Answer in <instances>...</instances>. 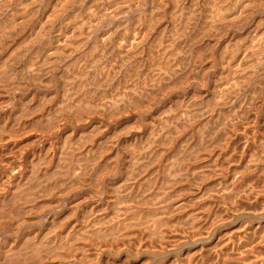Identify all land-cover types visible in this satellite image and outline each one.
Returning <instances> with one entry per match:
<instances>
[{
    "label": "bare ground",
    "instance_id": "obj_1",
    "mask_svg": "<svg viewBox=\"0 0 264 264\" xmlns=\"http://www.w3.org/2000/svg\"><path fill=\"white\" fill-rule=\"evenodd\" d=\"M248 19L254 22L250 20L242 38L239 37L240 35L239 39L235 38L232 32L231 35L225 34V31L231 27H242L243 22ZM18 37L22 38L24 44L19 45L21 39L18 40L19 43L16 42ZM185 47L187 51L195 49L198 58L201 52H205L206 55L209 52L208 57L213 58L211 60L213 62L207 67L210 69L215 64L218 66L219 71L217 69L215 79L212 78L214 91L211 92H214L215 96L211 94L210 97L216 98L212 97L216 103L212 102L219 109L216 110L215 104L213 106L206 100L210 107L214 108L205 114L204 111L208 108H201L203 104L200 107L199 103H193L199 105L197 108L191 104L192 108L186 109L185 112L183 110L184 117L180 115V118L183 117V121L188 123L186 128L181 122L182 119L179 121L177 114H174L180 113L179 109L177 112L174 109L175 112L169 114L164 108L165 112H159L157 115L167 113L166 116H161L157 123L148 126L152 129V134L149 131L147 133L152 136L149 141L150 137L146 135L149 142L145 146L139 145L143 140L139 129L135 128L137 132L126 134V140L124 139L123 142L128 145V149L122 146L126 149L123 156L126 158L123 163L126 183L122 180L124 184L121 182L123 185L117 187L114 196L106 191L113 197L112 199L115 198V204L117 201L115 207L111 204L113 209L111 213L104 205L106 201L103 203L102 199L93 201L92 198L95 196L91 198L93 202L86 206L87 210L81 212L82 219L77 221L73 213H70L74 209L71 207L68 208L72 210L67 212L72 214L75 221L68 220L65 215V218L60 217L58 212L46 216L43 210L36 211L40 204L34 209L35 212L34 204L31 207H23L22 211L18 208L21 205H16L31 203L27 201L32 200V196L41 198L38 193L44 196L51 188L52 190H55V187L60 188V192L67 189L69 193L73 185H88V181L99 174L100 169L107 168L104 165L100 168L99 160L102 153L98 155L97 152L98 148L103 149L108 147V143L109 145L112 143L106 141L111 136L108 135L109 133L105 135L108 136L107 139L103 140L108 142L106 146L101 143L100 146H92L93 143L91 146L80 145L78 151L74 143L77 139L67 142L70 140L67 137L70 136H66L64 137L66 141L63 140L58 144L49 143L47 148L44 146L45 148L39 151L33 150L29 165L16 167L13 157L11 161H7L8 159L7 162H4L5 159L1 161L3 164L0 163V211L3 210L2 213H5L4 209L6 211L16 209L17 213L20 210L26 217L24 223L34 226V230L38 233L32 234V231L20 233L19 229L15 228L16 224L15 226L10 224L11 232L0 238V264H264V175L258 174L259 170L264 172V137L260 135L263 137L261 139L258 136L262 140L258 143L262 148L256 154V150H252L254 147H251L255 145L252 133L246 130L253 121V115L250 113L254 112V110L248 111V108L254 105L257 119H261L264 131V80H261L264 74L261 75L262 77L258 75L259 71L260 74L264 71V0H0V155L3 150L14 147L18 142L12 134L18 124L17 120L20 119L19 116L30 113L28 110H35L36 102L32 105L33 108L29 109L27 104L29 101L26 98L38 99L36 109L44 101L53 99L55 101L53 112L55 116H61L59 119H66L63 117L72 114L77 121L92 120L91 131L88 129L90 127L87 128L89 133L97 134L96 130H100L101 133L106 127L101 128L104 123L101 126L98 124L101 123L100 121H93L95 116L105 117L106 120H126L134 116L130 115L139 106L143 108L141 105L148 100L146 99L148 96L162 90L175 91L173 85L179 86L180 84L176 85L177 81L189 76L184 75L185 71L188 70L187 73L193 78L196 75V78L204 77L201 73L202 65H190L187 62L192 58L188 57L190 53L187 54ZM6 54L8 55L5 56ZM259 54L263 56L260 57ZM205 67L203 69L209 70ZM54 73H58L59 77L56 78L62 79L63 85L62 82L56 83L58 87L59 85L62 87L52 86ZM182 74L184 77L181 76ZM254 75L260 80H257L258 82L255 80L258 84H255L253 89L258 85L263 89L261 92H253L254 90H250L252 89L250 85L249 90L252 92L247 91L249 96L245 91H241L244 90L247 80L249 82ZM23 76L26 80L22 78ZM202 79L204 82V78L200 80ZM116 80L119 83L121 80L124 81L122 83L124 85L118 84L121 87L115 85L114 89H111ZM45 81L51 85H43ZM27 86H31V92ZM178 88L182 90L180 86ZM109 89L115 94L112 95ZM25 90L27 92H24ZM174 91L173 93L176 92ZM159 96L160 94L155 97ZM168 96H171V93ZM188 97L189 101L195 99L189 95ZM149 101L153 103L150 99ZM177 102V100L173 102V105ZM181 102H178L180 105L178 106L183 108L184 102ZM149 103L144 104L148 106ZM234 103L237 105L234 110L231 109L233 112L221 108L226 104ZM49 106L52 108V105ZM39 109L44 110L38 108L37 111ZM147 109L150 110L148 107ZM224 111H231L232 114L229 113L227 117ZM51 112L49 111L50 115ZM135 112L137 114V111ZM34 113L31 111V115L28 114L29 119ZM50 115L46 116V122L51 119H48ZM25 118H28L27 115L23 117ZM59 119L57 123L63 122ZM68 119L67 121H70L72 118ZM219 119L222 120L220 124ZM30 122L31 125L27 126L31 128L32 123L34 125L37 121ZM46 122L45 125L43 124L45 127L41 125L42 128L47 129L50 125L52 127L50 124L52 121L48 122L50 125ZM37 123L36 129L41 128L38 125L42 122ZM35 127L31 129L34 130ZM56 127L58 129V126ZM30 128L26 130L30 131ZM123 128L125 129L126 125H123ZM128 128L126 129L129 130ZM26 130L23 129L21 132ZM117 132L110 134H114L113 137L119 136ZM85 133L87 132L84 131V135ZM82 134L80 133L81 136ZM89 136L88 134V137H85L88 142ZM58 139L60 141V138ZM103 141L101 142L106 143ZM258 148L259 146L255 149ZM109 149H106V152ZM115 150L117 152L118 149ZM19 151L20 149L17 150ZM14 152L16 156V150L13 151V155ZM199 154L203 158L202 161L207 157L210 159L206 161L209 162L208 164L204 162L205 169L210 167L208 169L210 172L207 171L210 175L204 173L205 171L200 172L205 166H202L203 162L200 164L202 169L199 166L200 171L195 170L193 161ZM109 158L111 160L113 157H108L105 161H110ZM106 162L103 164L109 166V162ZM114 164L119 168L118 163ZM52 165L55 167L53 168ZM22 171H25L26 175L29 174L28 177L31 176L32 184L29 178H27L28 182L20 178L19 174H22ZM103 172L106 174L105 171ZM140 174L142 179L139 181L137 176L140 177ZM106 176H109V173L103 175V178ZM213 176H216V180L211 181L213 184L207 183L209 186L201 187L200 182L196 189L192 188L198 181L205 179L208 181ZM202 182L204 184L205 181ZM4 186L8 187L4 189ZM113 186L115 184L110 187ZM123 187L129 190L125 192ZM97 190H100V187ZM15 205L18 209L14 208ZM44 205L46 208H51V204L47 206L48 204L43 203V208ZM109 206L107 208L111 209ZM12 208L14 210H11ZM105 212L108 213L103 216ZM228 212V216L224 217ZM239 212L245 213L247 217L243 222L232 227L231 224L236 222ZM161 216L166 220L162 217L163 220L158 222ZM0 227L2 229V226ZM181 245H193L194 248L184 251L183 254L172 253L174 248Z\"/></svg>",
    "mask_w": 264,
    "mask_h": 264
},
{
    "label": "rangeland",
    "instance_id": "obj_2",
    "mask_svg": "<svg viewBox=\"0 0 264 264\" xmlns=\"http://www.w3.org/2000/svg\"><path fill=\"white\" fill-rule=\"evenodd\" d=\"M251 19H248V20H245L244 22H243V24H242V27H239V26H237V28L236 27H231L230 29L231 30H233V31H230V29H227L226 31H225V34L227 35H231L232 33H234L235 34V38H238L239 39V37L240 38H242L243 36L242 35H244L245 34V32H246V30H247V28L249 27L248 26V23L249 22H251L250 21ZM254 21H252V23H253ZM251 23V24H252ZM244 24H245V26H244ZM244 27V28H243ZM235 30H234V29ZM246 29V30H245ZM239 30V31H238ZM237 31V32H236ZM245 31V32H244ZM230 32H232V33H230ZM241 33V34H240ZM224 34V35H225ZM240 35V36H239ZM239 36V37H238ZM21 39V40H20ZM18 40H20L19 42H21V43H19L18 42ZM16 42H18L19 43V45H22V44H24V41H22V38H20V37H18V39H16ZM23 42V43H22ZM18 43L16 44V46L18 45ZM186 48V47H185ZM186 52H187V54L188 53H190V54H188V57L189 58H192V59H189V60H187V62L190 64V65H197V66H199V65H202L203 67H202V71H201V73H203L202 75L204 76V77H201V76H198V78H196L197 77V75L196 76H194V78H193V76L191 75V74H189V73H187L188 72V70H187V72L185 71V74L184 75H189L190 77H192V79H194V80H192V79H190V77L188 76H186L185 77V79L183 78V80H182V78L181 79H179L178 81H177V83H176V85H179L180 87H181V89L183 90H180V88H178L179 86H177V87H175L174 85H173V87H174V89H175V91L173 90V89H171L169 92H168V90H162V91H160V92H157V93H155V94H153L152 96H154L153 98H151L152 96H148L146 99H148V100H145L144 101V103H149L150 101H149V99L151 100V101H153V103L152 102H150L149 104H148V106H145V105H147V104H142L141 106L143 107V108H141L140 106H139V108L138 109H136L135 111H137V114H136V112L134 111V113H132L130 116H132V115H134V116H132V117H129L128 119H126V120H106V119H104L105 117H101V116H95V118L93 119V121H100L101 123H99L98 122V124H102L103 125V123H104V125L101 127V128H105V130L103 131V129L101 130V133H100V130H96L95 132H97V134H95V133H93V135H94V140H92V136L93 135H91L92 134V132H90L89 133V130H87V128L88 127H90V128H88V129H90V131H91V126H92V120H90V121H88V120H86V121H84V120H82V122H81V120H78L77 121V119L74 117V115H72V114H70V116H68V115H63V116H65V117H63V118H66V119H59L60 117L58 116V115H56L55 116V114H54V109H55V101L53 100V99H50V100H52V102L50 101V100H46V102L45 103H47V104H45L44 102L42 103V104H39V102H38V104H39V106H41V107H39L38 106V108H44V110H41V109H39L38 111H37V109H36V106H37V101H38V99L37 98H35V100H34V98H31V97H29L30 99H28V98H26L29 102H27L26 101V99H25V102H27V104L29 105V109H32L33 107H32V105L35 103V110L37 111V112H39L40 110L42 111L41 113L39 112V113H37L34 109H32V110H28L30 113H31V111H32V113H34L33 112V110L35 111V113H37V115H35V113L33 114L34 116H32V117H30V119H29V116H28V114L29 115H31L30 113H28L27 112V121L25 120V119H23V117H26V115H25V113L21 116L22 117V119L24 120V122H25V124H26V126L28 125V126H30L31 124H29V122L30 123H32L33 122V120H34V122L35 121H37V122H39V124L40 125H38V126H44L45 125V120H47V115H50V113H49V111L51 112V115L50 116H48L49 118L48 119H50V120H48V122L50 121H52L50 124H52V127H54V128H56V129H52V127H50L51 125L48 123V122H46L47 123V125H50V126H47L48 128L50 127V129H48V130H50V131H48L46 128H42V126H41V128L40 127H37V129H36V127H35V125L37 126V122L33 125V123H32V126H31V128H33V126L35 127L34 128V130H37V132H39L41 129V132L44 130V131H48V133H46V132H42V135H41V132H39L40 133V136H39V133H36V131L34 132V130L33 129H31L30 127H26L25 125H24V122H23V120L21 119V117L19 116V118L20 119H18L17 121H18V124H17V128H18V130H17V128L15 127V129H14V134H16V135H14V134H12V136H13V138H14V136L16 137V138H14V139H17L18 140V142H17V144L16 145H14V147H12V148H10L9 149V147L7 148V149H5V150H3V151H8V152H3L2 151V154H3V156H1L2 157V160H1V157H0V163H2L3 164V162H1V161H4V159H5V161L4 162H7V161H11V160H13V159H15V160H13V162H14V164L16 165V167H23V166H25L26 164L27 165H29V162H30V158H31V153L33 152V150L34 151H39V149H42V148H45L44 146H46V148H47V146H49L50 144L49 143H53V144H58V143H61V142H63V140H64V137H66V136H70V137H67V139H70V140H67L66 138V140H67V142H70V141H72L71 139H73L74 141V143H75V145H76V148L78 147V151L80 150V148H81V146L80 145H84V146H91L92 145V143L94 144V145H92V146H100L101 144H103L104 146H106V144L108 143V142H106V141H112V143L109 145V143L107 144V146L108 147H111V149H109L108 147H104L103 149H102V147H100V148H98V152H97V154L99 153V154H101V156L103 157H101L100 159L101 160H99V166H100V168H102L103 167V165L104 166H106L107 168H109V167H111V165H114L115 166V168H114V166H112L111 168H109V170L107 171V168H106V170H104V167L102 168V169H100V171L98 172L99 174H97L96 176H94V177H92V179L91 180H89L88 181V185H85V186H80V185H78V184H76V185H73V186H71L70 188L72 189H69V193H68V190L66 191V190H63V191H61L60 192V188H57L56 189V187H55V190H52V188L51 189H48L49 191H48V194H47V192L45 193V197L44 196H42L43 194H41V193H38V195L40 194L41 195V198L40 197H38V199H37V197L34 195V197L32 196L31 198H33L32 200H28L27 202H31V203H27V204H25V203H17L16 205L17 206H19V205H21V207L19 206L18 208H21L20 210L22 211V208L24 207H31V206H33V204L35 205L34 207H33V210L34 209H36V207H37V205H39L40 204V206H39V208L38 209H36V211H38V210H43V212H46V216H48L49 214L51 215V214H53V213H56L57 214V212H58V214L60 215V217L62 216L63 218H65V216H66V218L68 219V220H72V221H75V220H73L74 218L73 217H75V219H76V221L77 220H81L82 219V216H83V211H86L87 210V208L88 207H86L87 205H89V204H91L93 201H95L96 199H102V203H103V201H106V202H104V205L106 206V209L108 210V212L109 213H111L112 211H113V209H112V207H111V204H112V206L113 207H115L116 205H117V201H116V204H115V198L114 199H112L113 197L112 196H114V192H116V189H117V187L119 186V185H123L124 183H126V181L124 180L125 179V176H124V173H125V171H123L124 170V167H123V163H124V161H125V157H123V156H125L124 155V151L126 150V149H124L123 147H125V148H127V144L126 143H124L125 142V140H126V134H132V133H135V132H137V131H135L136 129H139L138 131H140L141 132V134H142V137H143V140H141L142 141V143H141V141L139 142V145H146L150 140H151V134H152V129H149L153 124H155V123H157L158 121H159V119L161 118V116L162 117H164V116H166V114L164 113H162L161 114V116H159V115H157V114H159V112L161 113V112H163L164 111V108L165 109H167L166 110V112H169V114L170 113H174L175 112V110H176V112L178 111V109H179V112L180 113H174L176 116H177V118L179 119V121H181V119H182V121L181 122H183L184 123V125L186 126V128H187V126H188V123L186 124L183 120H184V116L182 115L185 111H187L189 108H192V105L191 104H193V103H199V105H200V107H201V105H202V107L201 108H208L207 110H205L204 111V113L205 114H208L207 112L208 111H210L212 108H217L218 106H216V100H214L213 98H215V97H213V96H211L210 97V95L212 94V95H214L215 96V93L214 92H211V90L213 89V85L212 84H214L213 82H214V79H215V74H217L218 73V71H219V69H218V66L216 65H213L210 69L212 70H210L209 69V67L211 66L210 64H212V62L213 61H211L213 58H210V57H208V55H209V52H208V55H206V53L205 52H201V59H200V57L198 58V55H196L197 53H196V50L195 49H192V51H187V48L186 49H184ZM194 51V52H193ZM195 55H193V54ZM8 54H6L5 56H7ZM193 55V56H192ZM205 55V56H204ZM259 56L260 57H262L263 55L262 54H259ZM197 57V58H196ZM205 58H206V61H205ZM208 58V59H207ZM198 60V62H196ZM195 61V62H194ZM205 61V62H204ZM207 62V63H206ZM210 62V63H209ZM199 63V64H198ZM201 63H206L205 65H203V64H201ZM209 65V67H207ZM206 66V67H205ZM206 68V69H209V70H205V69H203V68ZM214 68V69H213ZM58 69V68H57ZM217 69H218V71H217ZM204 70V71H203ZM214 71V72H213ZM207 72V73H206ZM208 72H211V73H208ZM216 72V73H215ZM263 72V73H262ZM59 73V72H58ZM58 73L56 74V73H54V78H53V83H52V86L54 87V86H56V88H59V87H62L61 85H63V81H62V79L61 78H56V76H58ZM200 73V72H199ZM200 73V74H201ZM258 73V72H257ZM257 73H255L256 74V76H258V75H260V77H262L261 75H263L264 74V71H261V74H260V71H259V73H258V75H257ZM199 74V75H200ZM184 75L182 74L181 76H183L184 77ZM206 75V76H205ZM208 75H209V77H208ZM255 76V75H254ZM253 76V77H254ZM255 76V78H251V79H249V82H248V80H247V83H246V85L244 86V90H242L241 92H243V91H245L246 92V95H249L248 94V92L250 91V90H254L253 92H255V91H257V92H261L262 91V89H263V87L261 86V85H258V86H256V88H254L253 89V86L255 87V84H256V82H258L257 80H260V78L259 79H257L258 77H256ZM59 77V76H58ZM200 77V78H199ZM23 79L25 78V80H26V77H22ZM201 78H204V82H206V83H204L203 82V79L202 80H200ZM206 78V79H205ZM211 78V79H210ZM212 78H214V79H212ZM55 79V80H54ZM57 79V80H56ZM190 79V80H189ZM197 79V80H196ZM199 79V80H198ZM212 80V81H209V80ZM196 80V81H195ZM251 80H252V82H251ZM255 80H256V82H255ZM261 80H264V78L262 77V79ZM23 81V80H22ZM182 81H184L183 83H185V84H183L182 83ZM189 81V82H188ZM197 81H198V83H197ZM200 81H202V82H200ZM47 81H45V83H43V85H51L50 83H46ZM57 82H59V84H61L60 82H62V84L61 85H59V87H58V85L56 84ZM124 82V81H123ZM122 82V80H121V82L119 83L117 80L116 81H114L113 83H114V85H112V87H111V89H114L113 87H115V85L116 86H122V85H124V84H122L123 83ZM186 82H187V84H186ZM194 82V83H193ZM195 82H196V84H197V86L198 87H196V84H195ZM54 83H55V85H54ZM191 83V84H190ZM202 83H204V85L202 84ZM210 83H211V85H210ZM38 84V83H37ZM118 84H120V85H118ZM202 85V87H201V85ZM207 84V85H206ZM258 84V83H257ZM256 84V85H257ZM194 85V86H193ZM250 85H252V89H250L249 90V86ZM120 86V87H121ZM185 86V87H184ZM191 86H193V87H191ZM205 86H207L206 88H205ZM27 87H29V92H31L32 90H31V86H27ZM105 86H103V88H104ZM184 87V88H183ZM195 87V88H194ZM200 87H201V90H200ZM257 87L258 88H260V89H257ZM262 87V88H261ZM106 88H108V86L106 87ZM178 88V89H177ZM190 88H192V89H190ZM194 88V89H193ZM205 89H206V92H205ZM247 89V90H246ZM31 90V91H30ZM108 90V89H107ZM110 90V89H109ZM189 90H191V91H189ZM197 90V91H196ZM200 90V91H199ZM209 90V91H208ZM111 91V93H112V95L113 94H115V93H113V91L112 90H110ZM173 91L175 92V93H173ZM180 91H181V93H180ZM208 91V92H207ZM212 91H214V90H212ZM248 91V92H247ZM252 91H250V92H252ZM264 91V90H263ZM24 92H27V90H25ZM163 92V93H162ZM166 92L168 93L167 95H166ZM179 92V93H178ZM111 93L109 92V94L111 95ZM117 93V92H116ZM165 93V94H164ZM170 93H171V96H168V95H170ZM188 93V94H187ZM193 93H196V94H193ZM201 95L202 93V95L200 96L199 94ZM214 93V94H213ZM160 94V96L159 97H161L162 99H160L159 97V99L160 100H158V98H156L158 95ZM161 94H162V96H161ZM172 94H174V95H172ZM176 94V95H175ZM181 94V95H180ZM244 95H245V93H243ZM188 95L189 96H191V97H195V99L194 98H192V99H194V101H197V100H199L198 102H194L192 99H190V101H189V97H188ZM245 95V96H246ZM156 96V97H155ZM165 96H166V98H165ZM185 96V97H184ZM188 97V100H187V97ZM208 98H207V97ZM250 96V95H249ZM248 96V97H249ZM164 97V98H163ZM177 97H178V99H177ZM182 97H184V98H182ZM190 97V98H191ZM199 97V98H198ZM213 97V98H212ZM171 100H170V99ZM196 98H197V100H196ZM205 98V99H204ZM207 98V99H206ZM210 98V99H209ZM152 99H154V100H152ZM178 101V102H184V103H182V105H183V108H182V106L181 107H179L180 105L178 104V102H177V104H174L173 105V102L175 103L176 102V100ZM180 99V100H179ZM184 99H186V100H184ZM213 99V100H212ZM216 99V98H215ZM170 100V101H169ZM193 102H192V101ZM202 101V103H201V101ZM203 100H205L204 102H203ZM209 101L210 102V104H213V106H214V104H215V106L213 107L212 106V108L210 107V104H209V102H207V101ZM31 101V102H30ZM146 101H148V102H146ZM212 101H215V103H213ZM50 102V103H49ZM163 102V103H162ZM170 102H171V105H170ZM208 104H207V103ZM155 103H157V104H155ZM161 103V104H160ZM169 103V104H168ZM30 104H31V106H30ZM44 104V105H43ZM154 104V105H153ZM185 104H187L188 105V107H184V106H187V105H185ZM195 104H193L194 106H195V108H197V107H199V105L197 104V106L195 105ZM46 105H47V107H46ZM49 105H52V108H51V106H49ZM54 105V106H53ZM154 107H153V106ZM166 105H168V106H166ZM170 105V106H169ZM179 105V106H178ZM190 105V106H189ZM235 105V106H234ZM236 105L237 104H226V105H224L225 107H221L222 108V110L224 109V110H226V111H229V110H234L235 108H236ZM44 106V107H43ZM152 106V107H151ZM174 106H176V107H174ZM193 106V107H194ZM204 106H206V107H204ZM228 106V107H227ZM230 106V107H229ZM233 106V107H232ZM32 107V108H31ZM48 107H50V109H48ZM147 107L148 108H150V110L149 109H147ZM160 109H159V108ZM179 107V108H178ZM253 107V108H252ZM250 106L249 108H248V111H250V112H253V110H254V112L253 113H250V114H252L251 116L253 117V121L256 123H254L253 121H251L250 122V124H249V126H247V128H246V130H249V131H251V132H249L248 131V133H252V139L254 140L253 142H254V146L252 145L251 147H254V148H252V150L254 149V150H256L255 152H256V154L260 151L259 149H261L262 147H261V145L260 144H258L259 143V141H262L261 139H263V137H264V134H260V133H264V131H263V128H262V121H261V119L260 118H258L257 119V111H256V108H254L255 106L253 105V106ZM46 108V109H45ZM144 108H145V110H144ZM153 108H155V109H153ZM159 110H158V109ZM182 108V109H181ZM227 108H230V109H228L227 110ZM51 109H53V110H51ZM152 109V110H151ZM163 109V110H162ZM171 109V110H170ZM175 109V110H174ZM187 109V110H186ZM219 108H217L216 110H218ZM250 109V110H249ZM48 110V111H47ZM143 110H144V112H143ZM183 110H184V112H183ZM231 110V111H232ZM252 110V111H251ZM48 112V114H43L42 115V113H47ZM151 111H152V113H151ZM226 111H224V113H227V114H225V116H227V117H229V113H231L232 114V112L230 111V112H226ZM256 111V112H255ZM142 112V113H141ZM148 112V113H147ZM165 112V111H164ZM146 113V114H145ZM256 115H255V114ZM39 114V115H38ZM53 114H54V116H53ZM138 114H139V116H138ZM150 114V115H149ZM179 114V115H178ZM231 114H230V116H231ZM21 115V114H20ZM25 115V116H24ZM138 117H137V116ZM148 115V116H147ZM151 115H153V116H151ZM155 115H157V118H156V116ZM180 115H182L183 117L182 118H180L181 116ZM37 116H38V118H37ZM40 116H42L40 119H39V117ZM44 116L46 117V118H44ZM71 116H73V117H71ZM135 116H136V118H135ZM143 116V117H142ZM159 116V117H158ZM176 116H175V118H176ZM254 116H255V120H254ZM35 117H36V120H35ZM232 117V116H231ZM44 118V119H43ZM62 120L63 122H61V121H59L60 123H57L56 121L58 120ZM67 118H69L68 120H70L71 118L73 119V121H72V119L70 120V121H67ZM98 120H97V119ZM133 118V119H132ZM144 118V119H143ZM33 119V120H32ZM38 119V120H37ZM53 119V120H52ZM96 119V120H95ZM141 119V120H140ZM152 119H154V120H152ZM157 119V120H156ZM43 120V121H42ZM65 120V121H64ZM45 121V122H44ZM55 123H54V122ZM106 121H108V122H106ZM113 121V122H112ZM125 123H124V122ZM127 121H128V124H127ZM134 121H136V122H133ZM141 121V122H140ZM144 121H149L148 123H146V122H144ZM150 121H153V123L152 122H150ZM20 122H21V124H20ZM23 122V123H22ZM80 122V123H79ZM88 122H89V125H88ZM91 122V123H90ZM130 122H131V124L133 123L134 124V126H133V124L131 125L130 124ZM218 122H219V124H220V122H222V120H218ZM254 123V125H253V123ZM56 125V124H58V125H56V126H58V129H57V127L56 126H53L54 124ZM77 123V124H76ZM108 123V124H107ZM139 123H141L140 124V126H139ZM252 123V124H251ZM260 123V124H259ZM44 124V125H43ZM66 126H65V125ZM107 124V126H105ZM20 125H22V126H20ZM60 125V126H59ZM73 125V126H72ZM80 125V126H79ZM111 125V126H110ZM122 125V126H121ZM123 125H126V128H128L129 130H127L126 128L124 129H122V127H123ZM129 125V126H128ZM137 125V126H136ZM144 125V126H143ZM147 125V126H146ZM216 125H217V123H216ZM258 125V126H257ZM26 128H25V127ZM65 126V127H64ZM68 126H69V128H68ZM73 127V130H71L72 129V127ZM84 126V127H83ZM143 126V128H141ZM148 126H150V127H148ZM218 126V125H217ZM261 126V127H260ZM21 127V128H20ZM22 127H23V129L24 130H26L27 128H28V130H29V128L31 129L30 131H25V132H21V131H23V129H22ZM45 127V126H44ZM76 127H77V129H76ZM81 127V128H80ZM111 127V128H110ZM115 127V128H114ZM125 127V126H124ZM20 128V129H19ZM38 128H40V129H38ZM63 128V129H62ZM71 128V129H70ZM110 128V129H109ZM115 130H114V129ZM118 128V130H116ZM136 128V129H135ZM146 128V129H145ZM252 128H254V129H252ZM256 128V129H255ZM259 128V129H258ZM46 129V130H45ZM60 129V130H59ZM65 129V130H64ZM108 129V130H107ZM113 129V130H112ZM132 129V130H131ZM62 130V131H61ZM75 130V131H74ZM81 130V131H80ZM125 130V131H124ZM84 131H86L87 133H85V135L88 137V134L91 136V139H90V136H89V142H88V139L87 138H85L86 136L84 135ZM115 131L118 133L117 135H119V136H114L113 137V135L115 134ZM143 131V132H142ZM150 132L151 134L150 135H148L149 133H147V132ZM253 131V132H252ZM260 131V132H259ZM51 132H53V133H51ZM61 132V133H60ZM66 132V133H65ZM68 132V133H67ZM71 133V135H70V133ZM94 132V131H93ZM111 132H114V134L112 135V134H110ZM259 132V133H258ZM32 133V134H31ZM35 135H34V134ZM43 133H46V134H49V136H47L46 134L44 135ZM51 133V134H50ZM55 133V134H54ZM57 133V134H56ZM59 133V134H58ZM80 133H83L82 134V136L84 135V138L80 135ZM109 133V134H108ZM125 133V134H124ZM25 134V135H24ZM27 134V135H26ZM66 134H68V135H66ZM75 134V135H74ZM111 135V136H109L110 137V139H109V137L108 136H105V135ZM256 136H255V135ZM19 135V136H18ZM21 135V136H20ZM31 135V136H30ZM64 135V136H63ZM80 135V136H79ZM103 135V136H102ZM125 135V136H124ZM146 135H148V137H150V138H148V142H147V137H146ZM263 136V137H261V136ZM34 136V137H33ZM35 136H37L38 137V140H37V137H36V139H35ZM46 136H47V138H46ZM54 136V137H53ZM58 136H60V137H58ZM73 136V137H72ZM76 136V137H75ZM105 136V137H104ZM258 136H260L261 137V139L258 137ZM63 137V138H62ZM80 137H82V138H80ZM107 137H108V139H107ZM111 137H113V139L111 138ZM117 137V138H116ZM120 137V138H119ZM145 137V138H144ZM40 138V139H39ZM43 138V139H42ZM45 138V139H44ZM51 140H50V139ZM54 138H56V139H54ZM58 138H60V141H59V139ZM80 138V139H79ZM104 138H106V139H104ZM119 138V139H118ZM30 139V140H29ZM32 139V140H31ZM46 139H48L47 141H46ZM54 139V140H53ZM58 139V140H57ZM62 139V140H61ZM81 139L83 140V141H81ZM101 139V141H103V140H106V141H103V142H106V143H102L101 141H99ZM118 141H117V140ZM125 139V140H124ZM249 139H251V136H250V138ZM257 140V142H256V140ZM259 139V140H258ZM35 140H37V141H35ZM42 140H43V142H42ZM66 140H64V141H66ZM98 140V141H97ZM46 141V142H45ZM50 141H52V142H50ZM79 141H81V143L79 142ZM116 141V142H115ZM124 141V142H123ZM144 141V142H143ZM250 141V140H249ZM32 142V143H31ZM41 142L43 143V144H41ZM56 142V143H55ZM73 142H71L72 144H73ZM97 142V143H96ZM120 142V143H119ZM250 142H252V141H250ZM256 142V143H255ZM40 143V144H39ZM46 143V144H45ZM99 143H101V144H99ZM114 143V144H113ZM118 143V144H117ZM141 143V144H140ZM36 144H39V145H36ZM86 144V145H85ZM122 144V145H121ZM19 145H20V147H19ZM74 145V144H73ZM114 145V146H113ZM125 145V146H124ZM137 145H138V143H137ZM138 145V146H139ZM16 146L18 147L17 149H16ZM41 148H40V147ZM123 146V147H122ZM257 146H259V148L258 149H255V148H257ZM113 147V148H112ZM140 147H142V146H140ZM176 147H178V146H176ZM14 148V149H13ZM25 149V150H22V149ZM118 149L117 150V152H119V153H117L116 152V150L115 149ZM9 149V150H8ZM13 149V150H12ZM20 149V154H19V152H17V150H19ZM101 149L103 150V151H101ZM106 149H109V151H110V154H109V151L107 150V152H106ZM124 149V150H123ZM128 149V148H127ZM12 150V151H11ZM16 150V156H17V158H16V156H15V152H14V155H13V151H15ZM113 150V151H112ZM123 151V152H121V151ZM253 150V151H254ZM9 151H11V152H9ZM23 151H25V152H23ZM28 154H27V153ZM113 152V153H112ZM9 153V154H8ZM10 153H12V154H10ZM25 153V156H23V154ZM117 153V154H119V156H118V158H117V156L115 155V154ZM201 153H203V152H201ZM7 154V155H6ZM17 154H19L21 157H19V155H17ZM98 154V155H99ZM113 154H114V156H113ZM255 154V155H256ZM6 155V156H5ZM113 157V158H111V160H113V161H116V162H114V163H118L117 165L119 166V168L110 160V158H109V160L110 161H108L107 160V162H109L108 164H109V166L108 165H106V164H103V162L105 163L106 161V159H108V157H111V156ZM9 156V157H8ZM106 156V157H105ZM199 156L201 157V155L199 154ZM199 156H197V158H195L196 160H194L193 161V163H195V164H197L196 166H195V164H193V166H194V168H195V170L196 171H200V169H199V166H200V168L202 169V166H204V169L203 170H201L200 172H202V171H205L204 173H206V174H208L207 173V171H208V169H210V167L208 168V169H205V167H206V164H208L209 162H206V161H208V157H207V159L205 158L204 159V161H202L203 160V158L201 157H199ZM203 156H205V155H203ZM4 157V158H3ZM12 157H13V159H12ZM18 157H19V159H18ZM25 157V158H24ZM115 157V158H114ZM120 157V158H119ZM255 157V156H254ZM24 158V160H25V162H24V160H22ZM105 158V159H104ZM124 158V159H123ZM8 159V160H7ZM16 159H18V160H16ZM27 159H29V160H27ZM115 159V160H114ZM117 159V160H116ZM7 160V161H6ZM120 160H123L122 162L120 161ZM199 160V162H196V161H198ZM200 160H201V162H200ZM210 160V159H209ZM118 161V162H117ZM17 162H19V163H17ZM106 162V163H107ZM121 162V163H120ZM203 162V163H202ZM204 162L206 163V164H204ZM102 163V164H101ZM203 164L202 166L200 165V164ZM57 164V163H56ZM102 166H101V165ZM122 164V165H121ZM53 166V168L55 167V165H52ZM198 167V168H197ZM112 169H115V170H112ZM199 169V170H198ZM262 169H263V167H262ZM105 171L106 172V174L103 172V171ZM117 170V171H116ZM118 170H120V172L118 171ZM2 171H3V169H2ZM113 171H114V173H113ZM116 171V172H115ZM123 171V172H122ZM259 171H262V170H259ZM259 171H258V174H261L262 173V175H264L263 173V171L262 172H260L259 173ZM23 172V171H22ZM104 174H103V173ZM111 172V173H110ZM208 172H210V171H208ZM213 172V171H212ZM211 172V173H212ZM100 173H102V175H100ZM108 173H109V176H106V177H104V178H107V179H104L103 178V175L105 176V175H108ZM6 174V173H5ZM120 174V175H119ZM213 174H215L214 172H213ZM29 175V174H28ZM28 175H26V172L24 171L22 174L20 173L19 174V176H20V178L23 180V181H26V182H28V179L27 178H29V182L32 180V178H31V176L30 177H28ZM208 175H210V174H208ZM27 176V177H26ZM99 177H101V178H99ZM122 177V178H121ZM138 178V180L139 179H142V174H140V177H139V175L137 176ZM218 177V176H217ZM98 178V180L96 181V179ZM109 178V179H108ZM111 178V179H110ZM214 178V179H213ZM216 178V176L214 177H212V178H210L209 179V177H208V181H206V179L205 180H202V181H205L204 182V184H202L203 182L200 180V181H198V183H195V185H196V187H195V185H193V189H196L198 186H197V184H200V182H201V187L203 186V187H206V186H209L212 182H214V180H216L215 179ZM31 179V180H30ZM102 180V181H101ZM107 180V181H106ZM117 180V181H116ZM121 180V181H120ZM122 180H124L125 182L123 183L122 182ZM107 183H105V182ZM109 181V182H108ZM140 181V180H139ZM212 181V182H211ZM90 182V183H89ZM123 184H122V183ZM210 182V183H209ZM31 184L33 183L32 181L30 182ZM99 183H101V184H98ZM109 183V184H108ZM112 185H114L115 184V186H113V187H115V188H113V190H112V188L110 187V186H112ZM119 183V184H118ZM209 185H208V184ZM30 184V185H31ZM116 184H118V185H116ZM194 184V183H193ZM213 184V183H212ZM103 185V186H102ZM153 185V184H152ZM205 185V186H204ZM87 186V187H86ZM106 186V187H105ZM5 188L4 189H6L8 186H4ZM85 189H84V188ZM91 187V188H90ZM97 187V188H96ZM98 187H100V190L102 191H100V190H97L98 189ZM212 187H213V185H212ZM214 187H218V185L216 186V185H214ZM223 187V186H222ZM83 188V189H82ZM88 188V189H87ZM111 188V189H110ZM74 189V190H73ZM108 189V190H107ZM110 189V190H109ZM104 190V191H103ZM123 190L125 191V192H127L129 189L128 188H124L123 187ZM54 191V192H53ZM58 191H59V193H58ZM64 191H66V192H64ZM74 191V192H73ZM98 191V192H97ZM109 192V193H112L111 195L109 194H107V192ZM123 191V192H124ZM56 192H57V196H56ZM43 193V192H42ZM67 193V194H66ZM76 193V194H75ZM90 193V194H89ZM51 194V195H50ZM59 194H61V196H59ZM92 194V195H91ZM37 195V194H36ZM47 196V197H46ZM54 196V197H53ZM95 196V197H94ZM44 197V198H43ZM52 199H51V198ZM92 197H94V198H92ZM106 197V198H105ZM107 197H108V200H107ZM54 198H55V201H56V199H57V202H55V201H53L54 200ZM61 198H63V199H61ZM65 198V199H64ZM69 198V199H68ZM91 198L92 199H94L93 201L91 200ZM112 200H111V199ZM86 199H88L87 201H86ZM104 199H106V200H104ZM38 200V201H37ZM50 200V201H49ZM52 200V201H51ZM58 200H59V202H58ZM65 200V201H64ZM36 201H37V203H36ZM33 202V203H32ZM40 202V203H39ZM48 202V203H47ZM75 202V203H74ZM82 202V203H81ZM87 202V203H86ZM114 202V203H113ZM36 203V204H35ZM43 203L45 204L46 203V205L47 206H49L50 204V206H51V208L49 207V208H46V206L44 205V207L45 208H43ZM54 205H53V204ZM57 203V205H59V206H57V205H55ZM61 203V204H60ZM65 203V204H64ZM74 203V204H73ZM106 203V204H105ZM29 204V205H28ZM69 204V205H68ZM83 204V205H82ZM110 206H109V205ZM203 204V203H202ZM201 204V205H202ZM15 205V206H16ZM25 205V206H24ZM70 205H72V206H70ZM73 205L76 207H73ZM85 205V206H84ZM207 205V204H206ZM17 206L16 207H14V208H17ZM56 206H57V208H59V209H57L56 208ZM110 207L111 209H108L107 207ZM41 207V208H40ZM68 207H71L72 209H73V211H71L72 209L71 208H68ZM84 207V208H83ZM14 208H12L11 210H14ZM17 208V209H18ZM43 208V209H42ZM53 208V209H52ZM48 209V210H47ZM50 209V210H49ZM52 209V210H51ZM57 209V210H56ZM16 210V209H15ZM15 210L14 211H6L5 209H4V211H5V213L3 212L2 213V211L3 210H1L0 211V223H1V225L0 226H2V229H0V238H2V237H4V236H6L8 233H10L11 232V230H10V224H13V226H15V224L17 225V227H15V228H18L19 229V232L21 233V232H30V231H32V234H34V233H36L37 232V230L35 231L34 230V226H30L29 224H27V223H24L25 221H23L26 217L25 216H23V214H22V212L19 210V212H15ZM54 210V211H53ZM56 210V211H55ZM60 210V211H59ZM74 210H75V213H74ZM78 210H79V212H78ZM110 210V211H109ZM112 210V211H111ZM67 211H71L70 213H73V217H72V214H69V212H67ZM8 212L10 213V214H8ZM14 212V213H13ZM33 212V211H32ZM34 212H35V210H34ZM49 212V213H48ZM51 212V213H50ZM78 212V213H77ZM82 212V213H81ZM108 212H105L104 214H103V216L104 215H106ZM19 213V214H18ZM7 214V215H6ZM228 214H229V212L227 213V215L225 216L224 215V217H227L228 216ZM5 215V216H4ZM65 215V216H64ZM238 216H237V220H236V222L234 221L231 225H232V227H235V226H237L238 224H239V222H243V220H245L246 218L245 217H247V215L245 214V213H241V212H239L238 214H237ZM244 216V217H243ZM25 217V218H24ZM71 217V218H70ZM163 216H161V218H159V220H158V222H161V219L163 220V218H165V217H163ZM14 218V219H13ZM80 218V219H79ZM238 218H239V220H241V221H239L238 220ZM245 218V219H244ZM16 219V220H15ZM21 219V220H20ZM7 220V221H6ZM18 220H20V221H18ZM165 220H166V218H165ZM5 221V222H4ZM20 222H22V223H20ZM5 223V226H3V224ZM20 223V224H19ZM234 224V225H233ZM7 225H9V226H7ZM19 225H21V226H19ZM27 228H26V227ZM8 227V228H7ZM1 228V227H0ZM21 228V229H20ZM27 229V230H26ZM7 230H8V232H7ZM10 231V232H9ZM7 233V234H6ZM38 233V232H37ZM6 234V235H5ZM181 247H182V249H181ZM187 247H189L188 249H186ZM177 248H180V249H178L177 250ZM177 248H174L173 249V252L172 253H178V254H183L184 253V251L186 252L187 250H192L193 248H194V246L193 245H191V246H186V245H181L180 247H177ZM184 249V250H183ZM175 250V251H174ZM179 251V252H178Z\"/></svg>",
    "mask_w": 264,
    "mask_h": 264
}]
</instances>
